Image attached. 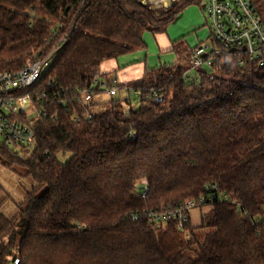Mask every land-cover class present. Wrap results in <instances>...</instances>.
I'll use <instances>...</instances> for the list:
<instances>
[{
  "label": "trees",
  "instance_id": "1",
  "mask_svg": "<svg viewBox=\"0 0 264 264\" xmlns=\"http://www.w3.org/2000/svg\"><path fill=\"white\" fill-rule=\"evenodd\" d=\"M250 1L264 22V0ZM202 2L0 0V73L45 54L46 41L60 43L23 91L46 111L32 148L20 157L0 142V164L25 169L36 184L13 219L0 208V264H264V64L221 50L188 71L193 51L184 49L176 63L117 81L114 95L92 101L103 91L91 84L103 62L143 47L145 32L164 31L184 6ZM141 179L144 197L134 187ZM213 185L228 199L194 207L196 225L189 210L183 229L140 216Z\"/></svg>",
  "mask_w": 264,
  "mask_h": 264
},
{
  "label": "built area",
  "instance_id": "2",
  "mask_svg": "<svg viewBox=\"0 0 264 264\" xmlns=\"http://www.w3.org/2000/svg\"><path fill=\"white\" fill-rule=\"evenodd\" d=\"M148 4L152 9L162 8L163 3L169 0H138ZM174 2L175 0H171ZM205 24L209 29L210 43H199L194 47L190 58V70H196L210 64L206 54L219 53L224 50L235 55H247L259 65L264 64V22L256 7L250 0H204ZM45 54L36 53L33 58L17 71H5L0 73V142L11 150L21 153L30 150L34 142V122L41 116H46V111L39 109L34 98L23 92L39 78L45 68L50 65L51 59L60 47V43L51 45ZM232 50V51H230ZM39 54V55H38ZM117 80H108L96 71L91 84L103 90L106 95L116 93ZM81 92V103L87 104L92 99L93 91ZM83 119L89 120L90 114L86 112ZM74 120H79L75 116ZM140 196L144 197L148 191L146 179H141L134 185ZM208 195H200L187 199L183 205L161 204L157 208L142 209L140 216L157 226L165 225L170 220H175L177 227L183 229L187 221V211L205 202H212L214 198L227 200V195L221 192L216 185L207 188ZM139 213L131 215L133 220L138 218ZM6 264H17V258H10Z\"/></svg>",
  "mask_w": 264,
  "mask_h": 264
},
{
  "label": "crops",
  "instance_id": "3",
  "mask_svg": "<svg viewBox=\"0 0 264 264\" xmlns=\"http://www.w3.org/2000/svg\"><path fill=\"white\" fill-rule=\"evenodd\" d=\"M194 4L199 3H190L184 6L164 31L155 34L145 32L142 36L143 47L136 48L117 59L103 62L98 68V72L103 75L108 74L107 76L115 78L118 83H127L141 77L145 69L176 63L179 54H181L179 52H184V49L193 51L194 47L199 43L209 44L210 41L208 39L210 37L209 30L205 24L203 2L202 7L200 4L199 7ZM207 32L208 39L202 41L205 39ZM194 34L196 42L190 46L189 44H191L190 41ZM128 95L126 92H121L122 97H127ZM107 98L108 95L104 91L97 90L93 94L92 101L101 102Z\"/></svg>",
  "mask_w": 264,
  "mask_h": 264
},
{
  "label": "rangeland",
  "instance_id": "4",
  "mask_svg": "<svg viewBox=\"0 0 264 264\" xmlns=\"http://www.w3.org/2000/svg\"><path fill=\"white\" fill-rule=\"evenodd\" d=\"M186 0H177L176 4H182ZM148 5V4H147ZM196 7H199V4H194ZM202 7V3L200 4ZM263 5L259 4V7L261 8ZM160 8V7H158ZM154 8V9H158ZM203 8V7H202ZM204 11V9H203ZM205 13V11H204ZM183 20V19H182ZM181 20V21H182ZM209 30V29H208ZM195 34L192 36L191 44L192 46L196 40ZM208 39V32L205 36V39L202 41H205ZM210 41V39H208ZM188 66V62L186 64ZM46 69V68H45ZM44 69V70H45ZM117 96H121V92H118ZM130 101L133 103L134 106L138 105V96L136 93H133L132 91L129 93ZM110 98V97H108ZM114 98V97H112ZM97 109H100L97 107ZM122 109L125 111L129 109L126 105L122 106ZM92 114H97L98 111L95 108L91 109ZM32 148V147H31ZM30 148V149H31ZM28 152L23 151L21 153V157H24L27 155ZM14 171L9 170L2 164H0V208L2 212L8 217L13 219L17 214V205L21 203L24 199V197L32 192V190L35 188L36 184L33 183L28 177L24 176L25 169L23 168H14ZM44 187H41L39 189H36L34 192V195H39L44 191ZM208 207H203L202 211H207ZM189 217L191 220L192 225L198 224L199 221V211L198 208H193L189 210Z\"/></svg>",
  "mask_w": 264,
  "mask_h": 264
},
{
  "label": "water",
  "instance_id": "5",
  "mask_svg": "<svg viewBox=\"0 0 264 264\" xmlns=\"http://www.w3.org/2000/svg\"><path fill=\"white\" fill-rule=\"evenodd\" d=\"M171 4H172V1L169 0V1L165 2V3H163V7L167 8V7L171 6ZM230 51H232V50H230Z\"/></svg>",
  "mask_w": 264,
  "mask_h": 264
},
{
  "label": "bare ground",
  "instance_id": "6",
  "mask_svg": "<svg viewBox=\"0 0 264 264\" xmlns=\"http://www.w3.org/2000/svg\"><path fill=\"white\" fill-rule=\"evenodd\" d=\"M153 1H158V0H153Z\"/></svg>",
  "mask_w": 264,
  "mask_h": 264
}]
</instances>
